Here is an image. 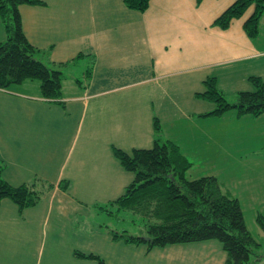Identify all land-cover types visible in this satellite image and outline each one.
Masks as SVG:
<instances>
[{
	"label": "crops",
	"instance_id": "0c3cea01",
	"mask_svg": "<svg viewBox=\"0 0 264 264\" xmlns=\"http://www.w3.org/2000/svg\"><path fill=\"white\" fill-rule=\"evenodd\" d=\"M40 1L18 6L21 28L45 62L65 64L61 98L43 99L29 80L0 89V169L12 186L37 177L53 187L21 214L0 201V264H96L75 251L106 264H224L215 240L152 249L114 240L94 208L132 180L112 147H152L156 111L188 116L177 95L199 99L206 78L235 64L255 66L264 83V14L249 39L242 24L252 8L225 30L212 26L234 0H150L144 12L123 0Z\"/></svg>",
	"mask_w": 264,
	"mask_h": 264
},
{
	"label": "trees",
	"instance_id": "16d2710c",
	"mask_svg": "<svg viewBox=\"0 0 264 264\" xmlns=\"http://www.w3.org/2000/svg\"><path fill=\"white\" fill-rule=\"evenodd\" d=\"M200 1L197 0L198 3ZM149 2L123 0L127 9L138 12H144ZM41 4L40 0H0V21L6 34L5 41L0 43V89L36 80L42 98L57 103L61 98L64 78L61 69L65 64L44 61V51L26 40L18 14L20 5ZM249 8L252 12L244 20L242 29L249 39H254L264 14V0H234L215 18L212 26L225 30L233 20L243 17ZM249 81L253 89L238 92L233 104L228 103L215 88L214 77L206 78L203 81L204 91L195 96L214 104L215 108L209 113L211 115L221 117L233 109L237 117H258L264 113V83L258 76H251ZM153 131V145L148 149L125 152L112 147L113 157L122 169L132 174V180L121 195L100 207L109 215L112 213L107 209L140 216L145 228L144 236L150 240L144 241L142 237L128 235L125 231L118 233L111 230L112 238L128 244H143L147 249L215 240L226 254L224 264H256L263 261L264 253L258 255L261 245L247 230L238 200L223 192L213 176L187 179L185 173L191 163L175 144L160 138L157 118L153 120ZM1 171L0 201L10 200L19 214L38 204L53 187L37 177L28 183L12 186L2 178ZM59 186L66 191L68 182L61 181ZM256 219L264 230V217L258 215ZM73 255L96 264H106L102 258L91 253L75 251Z\"/></svg>",
	"mask_w": 264,
	"mask_h": 264
},
{
	"label": "rangeland",
	"instance_id": "374dc122",
	"mask_svg": "<svg viewBox=\"0 0 264 264\" xmlns=\"http://www.w3.org/2000/svg\"><path fill=\"white\" fill-rule=\"evenodd\" d=\"M254 69L255 66L252 65V72L248 64L227 66L223 74L215 77L214 86L228 103L233 104L238 92L253 89L249 78L256 76L258 71ZM176 100L184 110H189L188 116H182L181 112L169 105L156 111L154 117L158 120L162 139L175 144L191 163L185 173L187 179L213 176L218 180L223 192L238 200L247 230L261 245L258 255L263 254L264 230L256 218L258 215L264 217V113L258 117H237L235 110L231 109L221 118L209 114L215 106L207 100H194L184 93L177 95ZM157 104L156 101L155 107ZM207 111L209 113L206 115L193 114ZM206 116H211V119L208 120ZM212 120L213 122H210ZM195 138L196 141L190 140ZM103 206L105 205H95L94 210L109 220V229L145 237V228L140 216L122 211L115 213L107 209L112 213L109 215L107 211L100 210ZM262 260L256 264L263 263L264 259Z\"/></svg>",
	"mask_w": 264,
	"mask_h": 264
},
{
	"label": "water",
	"instance_id": "95a60500",
	"mask_svg": "<svg viewBox=\"0 0 264 264\" xmlns=\"http://www.w3.org/2000/svg\"><path fill=\"white\" fill-rule=\"evenodd\" d=\"M144 241H149L150 238L149 237H142Z\"/></svg>",
	"mask_w": 264,
	"mask_h": 264
}]
</instances>
